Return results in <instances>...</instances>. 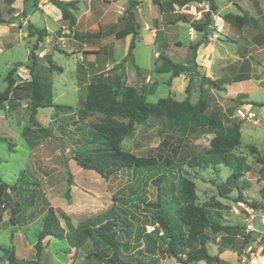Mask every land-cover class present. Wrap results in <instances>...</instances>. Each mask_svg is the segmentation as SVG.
Here are the masks:
<instances>
[{
	"label": "rangeland",
	"instance_id": "1",
	"mask_svg": "<svg viewBox=\"0 0 264 264\" xmlns=\"http://www.w3.org/2000/svg\"><path fill=\"white\" fill-rule=\"evenodd\" d=\"M139 1L142 7L140 18L143 22V18L151 16L152 1ZM216 1L222 7L223 0ZM34 4L37 6L38 0H32L26 7L30 19L28 24L49 30L35 52V72L52 81L53 101L56 106L40 109L36 117L40 128L32 125L29 121L30 94L25 88L29 82H19L15 72L16 89L11 96L15 107L10 109L6 103L5 109L0 111V137L14 144L11 150L7 142L0 140V183L18 185L19 190L11 192L1 189L0 186L2 193L7 192L5 196L0 193V246L13 247L17 264H35L34 246L43 218L52 207L66 231L72 227L80 232L112 222L118 242L128 246L127 250H122L123 256L134 264L140 260L146 262L152 259L161 264H179L174 258L163 254L152 255L144 250L145 237L149 234L154 236V232L152 228H148L153 227L152 224H145L149 214L143 203L157 200L158 191L154 180L166 172L177 186L183 174L193 180L198 195L197 203H210L214 207L220 203L221 224L239 228L237 241L233 246L221 241L222 232H209L208 251L211 255L218 256L225 264H253V261H264V225L261 224V218L264 217V171L256 161L258 154L264 157V106H260L264 105V87L259 90H254L250 85L234 87L232 92L247 96V102L251 103V108H243L230 98L228 92H217L211 88L205 90V85L197 76L192 83L193 103L204 99L212 108L222 109L226 125L242 122L241 144L232 151L245 161L240 164L241 175L237 179L232 177L234 165L226 166L224 160L217 155L206 154L214 137L211 128L179 130L172 134L157 119H150L147 127L136 126L134 132L124 139L122 148L138 157L156 158L158 167L143 169L137 173L130 169H117L103 178L94 171L82 169L74 159H83L93 149L90 131L91 126L99 119L97 116L84 115L83 101L88 84L96 76V70L105 65L104 57L83 55V58L78 51L74 54L68 53L72 48L75 51L81 49L76 44V39L73 43L69 35L65 40L66 47L59 44V9L50 4L48 15H44L43 12L34 11ZM122 4L128 5L129 0L110 4L108 20L113 21L116 18L118 7ZM242 5L253 13L254 6L248 0L243 1ZM259 6L264 10V0H259ZM0 7L7 17L8 7L3 0H0ZM226 12L238 13V9L230 6L224 9L223 13ZM23 16L26 18L24 14ZM28 24L22 21L16 23L13 32L14 45L0 55V91H3L7 73L13 67L17 66V70L25 67L31 72L32 60L29 55L37 35L25 36ZM231 29L227 24L225 34L230 35ZM115 30L116 25L104 31V40L115 48L112 56L106 59L109 63L121 61L126 54L125 41L114 37ZM185 40L186 36L183 42ZM227 48L231 50V45L227 44ZM135 53L137 64L145 70L138 87L149 102H157L167 97L177 101L185 99V88L180 87L181 80H176L174 89H170V75L154 73V51L150 46H139ZM49 60L63 71L50 70L47 64ZM175 60L185 64L186 53L179 52ZM119 72L125 78L126 71ZM103 73L106 75L104 71L99 72ZM149 75L152 78L147 84L145 81ZM18 100L28 106L19 110L21 103ZM248 110L257 115L250 121L239 116V111L245 114ZM9 116H13L17 124ZM253 147L257 152L252 150ZM193 158H196L194 161H199L200 167H193L196 164L192 161ZM67 164L72 176L70 199L66 197L69 177ZM22 177L28 184L18 182ZM225 182V189L231 190L229 193L218 190V185ZM252 202L258 203L260 209L249 206ZM210 212L215 215V210ZM248 224L255 230H248ZM45 243L47 246L41 264H103L95 254L99 251L109 257L112 255L110 248L92 239L79 244L77 248H71L66 240L47 238ZM0 264H8L7 256L1 250Z\"/></svg>",
	"mask_w": 264,
	"mask_h": 264
},
{
	"label": "trees",
	"instance_id": "2",
	"mask_svg": "<svg viewBox=\"0 0 264 264\" xmlns=\"http://www.w3.org/2000/svg\"><path fill=\"white\" fill-rule=\"evenodd\" d=\"M10 13L14 12L13 4L16 0H3ZM49 3L56 6L62 13V18L69 22L71 27L75 26L76 19L72 10L77 9L78 1L63 2L61 0H48ZM202 0H172L173 4L181 7L193 2ZM210 1V11L205 13L203 22H193L191 26L199 32L207 31L211 24L212 13L216 12V6L213 0ZM155 5L161 6L160 0H153ZM136 1L130 0V6L123 17L125 27L116 34L117 39L125 38L132 35V41L129 46L127 56L122 63L115 66L103 74L96 75L92 78L87 86L86 98L83 101V112L86 117L97 116L99 121L91 126L90 134L92 136L93 149L88 152L83 159L76 157L74 160L78 166L84 170H91L106 178L117 169H130L137 173L143 169L156 168L159 162L154 157H138L128 151L123 150L122 143L124 139L131 135L136 126L147 127L150 119H157L172 134L179 130L196 131L200 128L209 127L213 130L214 137L210 141V149L206 154L217 155L224 160L226 166L234 165L233 178L237 179L240 173V164L245 162L243 157H237L233 150L241 144L242 139V122H233L226 125L221 110L211 109L207 100L200 99L196 103L191 102L192 83L194 77H200L203 85L217 92H225L226 88L209 77L202 76L197 71L196 56L199 44L190 47L191 56L185 64L175 63L169 57L160 55L155 63L154 72L157 74H170L172 78L185 75L189 83L185 89V99L177 101L172 97L162 98L157 102H149L146 95L137 87L128 86L124 77L119 72L125 70V64L130 62L134 67L136 74L141 77V69L135 64L134 49L139 36V26L134 17ZM243 21L250 26L255 27L257 21L247 14L242 17ZM174 23L188 20L184 15H175ZM7 21L2 17L0 7V25ZM29 36L37 35V40L33 45L29 59L32 60L31 81L25 85L27 92L30 94L31 106L29 121L32 125L39 126L36 117L40 109L53 108L56 105L53 101V83L45 76L35 72L37 66V57L35 52L43 37L47 36L46 29L36 28L33 24L28 25ZM48 66L52 71L62 72L63 69L49 60ZM17 66L13 67L5 78L7 87L0 92V111L5 109L8 104L10 109L15 105L12 102L14 94L15 80L14 74ZM244 77L243 79H247ZM238 106L251 104L243 100H235ZM264 106V105H260ZM46 130V129H44ZM28 129L26 130V132ZM1 141L7 142L9 148L13 150L14 144L6 138L0 137ZM257 152L256 148H252ZM196 160L193 158L192 161ZM257 163L261 165L264 171V157L260 154L256 157ZM196 162V161H194ZM69 165H66L68 171V188L66 192L67 199H70L72 176L69 172ZM199 161L193 167H200ZM28 184L25 179L20 178L19 183ZM158 196L155 202H144V208L149 214L145 224H152L154 227L153 234L147 235L144 250L152 255L163 254L174 258L179 264H225L218 256H213L208 251L210 243V234L222 232L221 241L228 246H233L238 237V227L224 226L221 224L220 203L216 207L210 203L199 205L198 195L196 193V184L185 174L182 175L178 186L175 181L166 173H161L155 180ZM225 183L218 185L219 192L225 190L227 193L230 189H225ZM1 189H8L11 192H17L19 186H10L6 183H0ZM5 196L6 191L2 193ZM254 209H260L256 202L249 203ZM262 208V207H261ZM215 210V215L210 212ZM112 222L98 228H88L80 232L70 227L67 231L62 227L60 218L54 208H49L43 218L42 228L38 233L35 248V264H41L43 252L46 249L45 240L47 238L66 240L71 248L77 246L88 239L94 240L98 244H103L110 248L112 255L109 257L103 252H97L95 256L103 264H134L128 258L124 257L122 250H127L125 243L118 242V235L114 230ZM0 250L7 256L9 264H17L14 249L0 246ZM137 264H161L154 259L149 261H138Z\"/></svg>",
	"mask_w": 264,
	"mask_h": 264
},
{
	"label": "crops",
	"instance_id": "3",
	"mask_svg": "<svg viewBox=\"0 0 264 264\" xmlns=\"http://www.w3.org/2000/svg\"><path fill=\"white\" fill-rule=\"evenodd\" d=\"M31 1L32 0H16L13 4L14 12L10 13L7 9V17L4 16L2 11V17L7 22L0 25V55L5 53L6 50L11 49L14 45L13 42L15 38L13 32L16 27V23H20L22 21L24 24H28L30 22L26 7ZM61 1H78V4L77 9L72 10L76 19V24L73 27L69 25L68 21L62 18L60 10L57 13L61 16V23L59 25V29L57 30L59 44L66 47L65 40L70 36L72 42H76L81 50L75 51V49L72 48L68 53L74 54L78 51L82 54V56L103 55L105 65L103 68L96 70L97 72L95 75H99L100 71L108 72L118 64L122 63L127 56L129 46L132 41V35L122 38L125 41L126 54L124 58L119 62L116 61L109 63L106 59L107 57L112 56L115 48L112 47L107 40H104V31L106 28L116 25L117 30L114 31V37L116 38L117 32L125 27L123 17L126 10L130 6V0L128 5L122 4L118 7L116 18L113 21L107 19L108 14L111 13L109 7L112 2L118 3L120 0ZM151 1V16L147 19L143 18V22L140 18L142 13L141 1L137 0V5L134 9V17L139 26V36L136 48L134 49V58L135 64L141 69V77L136 74V71L130 62L126 63V76L124 79L127 80L126 84L128 86L139 88L138 82L144 78L143 74L145 70H143L136 62L135 52L139 46H150L153 49L155 67V63L160 55H165L175 63H179L176 62L175 56L181 51L186 53L187 61L191 53L190 47L192 45L199 44L196 56V63L198 65L197 71L200 75H204L220 84H223L226 88L225 92L230 94L231 99L243 101L248 100L247 96H239L236 94L237 92H232L234 87L242 88L250 85L254 90H259L261 87H264V10L260 8L259 0H248V2L254 6L253 13L243 7L242 3L245 0H223L222 7L216 0H213L216 6V12L212 13L211 24L205 32L196 31L191 26V23L204 21L205 13L210 11L209 0L193 2L183 7L176 4H173V7H171L170 4L172 0H160V7L155 5L153 0ZM50 4L51 3H49L48 0H38V5H33L34 11L43 12L44 15H48L49 10L51 9L49 7ZM230 6H236L238 13H223L224 9H227ZM23 14L26 18H24ZM178 14L184 15L188 22L174 23V16ZM244 14H247L249 17L257 21L255 27L250 26L243 21L242 17ZM216 15L222 18L218 27H216L213 20ZM227 24L232 28L230 35L228 33L225 34ZM28 35L29 32H26L25 36ZM184 36H186V40L183 42ZM74 39H76L75 42ZM93 40L97 41L93 42ZM89 41L92 42L88 44ZM227 44L231 45V50L227 48ZM95 69L96 67L94 66V71ZM244 77L248 78L243 79ZM151 78L152 75H149L145 82L148 84ZM169 80L170 89H174L173 84L176 80L182 81L180 87L182 86L183 89H186L189 83V80L185 75L177 78H172L170 75ZM6 87L7 83L5 84L3 91ZM204 88L206 90L209 87L205 85ZM18 102L21 103L19 110H23V108L28 106L27 103H24L23 101L18 100ZM191 102L193 103L192 100ZM241 107L251 108V104L243 105ZM211 109H218L222 111V114L224 113L220 108L211 107ZM9 117L10 120H14L13 116Z\"/></svg>",
	"mask_w": 264,
	"mask_h": 264
},
{
	"label": "built area",
	"instance_id": "4",
	"mask_svg": "<svg viewBox=\"0 0 264 264\" xmlns=\"http://www.w3.org/2000/svg\"><path fill=\"white\" fill-rule=\"evenodd\" d=\"M214 24L216 25V27H218L220 25V22L222 21V18L218 15L214 16ZM16 74L18 76V81L22 82V83H26V82H30L31 81V72L29 69L25 68V67H20L17 71ZM239 116H242V118H246L247 120H252L256 117L255 113L250 112V110H248L247 112H245V114L243 113V111H239ZM261 224L264 225V217L261 218ZM148 228H152L154 230V227L148 226ZM247 229L248 230H252L254 231L255 229L253 228L252 225L248 224L247 225ZM264 260V258H263ZM253 264H264V261L259 262V260L257 261H253Z\"/></svg>",
	"mask_w": 264,
	"mask_h": 264
}]
</instances>
